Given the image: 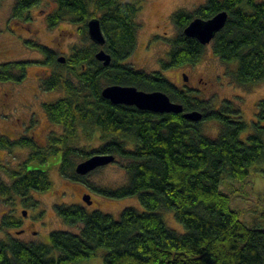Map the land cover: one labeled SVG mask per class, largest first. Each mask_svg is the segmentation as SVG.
Segmentation results:
<instances>
[{
  "label": "trees",
  "instance_id": "obj_1",
  "mask_svg": "<svg viewBox=\"0 0 264 264\" xmlns=\"http://www.w3.org/2000/svg\"><path fill=\"white\" fill-rule=\"evenodd\" d=\"M40 1L17 0L12 16L21 18ZM54 1L57 10L49 16L51 25L69 18L86 26L99 18L106 44L93 43L87 52H77L59 65L62 71L43 82L45 88L64 93L45 106L51 121L65 128L64 136L51 139L45 150L28 137L17 142L0 138L3 148L18 144L34 153L23 170L9 173L11 184L0 175V193L8 197L50 191L48 173L54 164H47L52 157L61 158L64 175L81 179L73 159L79 150L75 141L80 133L89 140L96 132L102 146L85 154L84 161L102 154L126 159L128 184L108 194L125 199L139 196L145 211L126 208L115 220L100 211L90 214L82 207L60 206V218L72 227L81 226L79 233L53 231L50 244L0 239V264H83L96 258L99 250L106 251L105 264H264V230L243 223L231 196L221 188L227 178L242 182L253 165L264 163V99L258 103L253 132L242 138L249 126L240 107L228 102L225 111H213L209 103L180 91L161 72L147 75L124 65L136 48L140 6L119 0ZM207 1L192 13L173 15L179 35L171 41L163 69L198 62L205 45L187 37L184 30L196 18L210 20L226 11L228 22L212 41L214 54L224 64H237L236 85L264 82V0ZM101 49L111 56L108 68L95 59ZM40 50L52 64L59 62L46 47ZM26 66L27 62L0 64V82L23 81ZM64 70L69 74L64 75ZM103 82L166 93L182 105L184 113L199 111L203 120L193 122L184 113L156 114L114 105L102 97ZM208 120L221 125L215 138L202 128ZM169 210L184 226V233L167 227L160 211ZM2 223L1 229L19 227L11 217Z\"/></svg>",
  "mask_w": 264,
  "mask_h": 264
},
{
  "label": "rangeland",
  "instance_id": "obj_2",
  "mask_svg": "<svg viewBox=\"0 0 264 264\" xmlns=\"http://www.w3.org/2000/svg\"><path fill=\"white\" fill-rule=\"evenodd\" d=\"M119 1L141 7L137 19L140 29L136 35V48L124 65L147 75L161 72L164 78L180 91H186L190 97L209 103L214 108L213 111H225L228 102H231L236 108H241L244 120L249 126L242 138L250 135L253 132L252 124L256 121L258 103L264 99V82L249 86L236 85L233 74L237 64L222 63L214 54V43L205 46L202 57L194 65L188 64L168 70L162 67V63L168 60L167 54L172 48V39L179 35L173 23V15L182 11L192 13L208 1ZM16 4L17 0H0V64L27 62L26 75L19 83L0 82V100L4 93L13 95L7 109L4 110L0 106V138L17 142L27 135H33L37 145L48 147L51 139L64 136L65 128L51 121L46 115L45 106L56 102L64 93L60 89L45 88L43 82L56 71H62L59 66L62 64H59L57 59L66 60L77 52H87L93 42L89 38L87 24L85 26L73 23L69 18L54 25L50 24L49 16L57 10L54 0H41L21 18L12 16ZM40 47L52 51L56 63L48 61ZM67 73L69 74V71L64 70V75ZM184 74L189 77L190 83L184 81ZM102 86L107 87L105 82ZM202 128L205 134L212 138L217 137L222 129L216 120L204 121ZM75 145L79 150L76 152L78 156L74 155L73 159L78 165L84 161L85 154H91L95 148L102 146V143L96 132L89 140L80 133ZM11 148L0 146V175L6 184L12 183L9 173L23 170L29 157L34 154L32 149L21 148L18 144ZM60 161L61 158L57 157L48 161L47 166L54 164L48 173L52 183L50 191L32 190L28 194L25 193L26 195L12 193L8 197L0 193V225L5 218L11 217L16 223L27 228L25 234L19 233L21 226L0 228V239L11 237L26 244H50L49 239L53 231L79 233L81 226L72 227L60 218L57 210L60 206L82 207L90 214L100 211L115 220L120 219L126 208L145 211L139 196L125 199L114 198L108 194L128 184L126 159L117 155L115 162L88 175H82L81 179L64 175L59 167ZM226 177L228 176L225 175L224 179ZM221 188L231 196L232 207L240 213L243 223L252 229L264 230V163L253 165L250 175L242 182L227 178ZM86 195L92 198L91 205L85 202ZM23 211H28L29 220L25 219ZM160 214L167 227L179 234L185 232L184 226L177 222L173 211H160ZM105 254V250H99L96 258L83 264H105Z\"/></svg>",
  "mask_w": 264,
  "mask_h": 264
},
{
  "label": "water",
  "instance_id": "obj_3",
  "mask_svg": "<svg viewBox=\"0 0 264 264\" xmlns=\"http://www.w3.org/2000/svg\"><path fill=\"white\" fill-rule=\"evenodd\" d=\"M228 13L226 11L219 13L210 20H201L196 18L193 22L184 30V34L187 37L197 39L203 46L209 45L215 39L216 35L225 28L228 22ZM88 35L95 45L101 47L106 44V37H104L103 29L101 27V21L99 18L91 19L87 23ZM95 59L103 63L104 67H109L112 62L110 54H107L104 49L98 51L95 55ZM58 61L62 64L66 63L65 58H59ZM185 80L187 81V77ZM102 97L112 102L114 105L135 107L139 111H148L156 114H181L184 113L182 105L172 102L166 93L160 91H153L148 93L140 91L134 86H117L110 85L102 90ZM184 118L193 122L203 120V114L199 111L186 112ZM116 156L110 154L94 155L91 159L82 161L77 165L76 172L79 176H85L91 172L103 168L109 164L115 162ZM85 202L91 205L92 198L89 195L84 197ZM25 217L28 216V211H23Z\"/></svg>",
  "mask_w": 264,
  "mask_h": 264
},
{
  "label": "flooded vegetation",
  "instance_id": "obj_4",
  "mask_svg": "<svg viewBox=\"0 0 264 264\" xmlns=\"http://www.w3.org/2000/svg\"><path fill=\"white\" fill-rule=\"evenodd\" d=\"M41 2V1H40ZM39 2V3H40ZM38 3V4H39ZM37 4V5H38ZM37 5H34V6H37ZM33 6V7H34ZM32 9V8H31ZM26 13V12H25ZM23 15H25V14H23ZM100 62V61H99ZM103 64V63H102ZM110 66V65H109ZM106 68H108V67H106ZM26 71V70H25ZM184 76H186L185 74H184ZM183 76V77H184ZM187 77V76H186ZM185 78V77H184ZM184 81H186L185 79H184ZM190 81V79H189V77H187V81L186 82H188V83H190L189 82ZM200 83H202L201 81H200ZM107 87H109V86H107ZM129 87V86H128ZM106 88V87H105ZM189 89H190V87H189ZM185 93L187 94V92L185 91ZM11 100H13V95L11 94V95H9V94H6V93H4V95H2L1 96V100H0V106L2 107V109H7L9 106V102L11 101ZM45 104V103H44ZM138 110V109H137ZM139 111V110H138ZM140 112H142V111H140ZM143 112H148V111H143ZM151 113V112H150ZM49 117V116H48ZM4 136V135H3ZM5 137V136H4ZM27 137L35 144V147H41V148H43V149H48V147L50 146V144L48 145V147L47 146H40V145H37V143L35 142V137H33V135H31V136H28L27 135ZM27 137H24V138H27ZM10 139H12V138H10ZM23 148H25V147H23ZM29 148V147H28ZM26 149V148H25ZM31 149V148H30ZM29 214V213H28ZM25 219H30V217H29V215L27 216V217H25ZM31 220H32V218H31ZM24 223V222H23ZM31 223H33V224H35V222L34 221H31ZM21 226V230H20V232L19 233H21V234H25L26 233V231H27V228H24V226H22L21 224H19V227Z\"/></svg>",
  "mask_w": 264,
  "mask_h": 264
}]
</instances>
